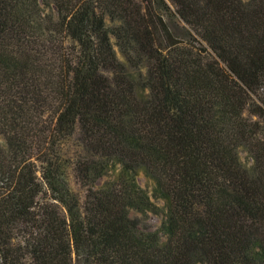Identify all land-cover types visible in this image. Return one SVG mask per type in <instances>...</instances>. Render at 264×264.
I'll return each instance as SVG.
<instances>
[{
    "label": "trees",
    "instance_id": "1",
    "mask_svg": "<svg viewBox=\"0 0 264 264\" xmlns=\"http://www.w3.org/2000/svg\"><path fill=\"white\" fill-rule=\"evenodd\" d=\"M0 264H264V0H0Z\"/></svg>",
    "mask_w": 264,
    "mask_h": 264
},
{
    "label": "rangeland",
    "instance_id": "2",
    "mask_svg": "<svg viewBox=\"0 0 264 264\" xmlns=\"http://www.w3.org/2000/svg\"><path fill=\"white\" fill-rule=\"evenodd\" d=\"M242 159L247 161L246 155L244 152H242ZM137 182L140 187L148 191V193L151 192L152 189V183L142 174L140 173L137 176ZM158 204L161 206L163 205V201H158ZM132 217L138 218L139 226L141 229H148V230H155L159 227L162 215L161 214H154L149 213L147 216H144L140 213H137L135 211L130 212Z\"/></svg>",
    "mask_w": 264,
    "mask_h": 264
}]
</instances>
